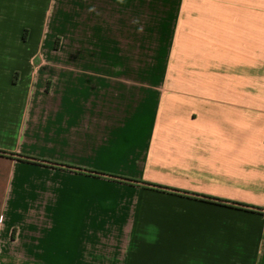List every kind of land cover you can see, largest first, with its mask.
Wrapping results in <instances>:
<instances>
[{"label": "crops", "instance_id": "1", "mask_svg": "<svg viewBox=\"0 0 264 264\" xmlns=\"http://www.w3.org/2000/svg\"><path fill=\"white\" fill-rule=\"evenodd\" d=\"M191 2L0 0V264H264V0Z\"/></svg>", "mask_w": 264, "mask_h": 264}, {"label": "trees", "instance_id": "2", "mask_svg": "<svg viewBox=\"0 0 264 264\" xmlns=\"http://www.w3.org/2000/svg\"><path fill=\"white\" fill-rule=\"evenodd\" d=\"M0 154L11 155V156L14 155L13 153H8V152H6L4 150H0ZM18 157L20 159H25L27 161H34V162H39V163H48L49 162L47 160H41L39 158L31 157V156L18 155ZM53 164H56V163H53ZM69 167H71V166H69ZM90 172H96V171L91 170ZM111 176L114 177V178H117V179L128 180L130 182H137L138 181V180H135V179H132V178H125V177L116 176V175H111ZM148 185L152 186V187H163V186H160V185H157V184H151V183H148ZM202 198L204 200H207V201L216 202V203H220V204L231 205V206H235L237 208L246 209V210L259 209V208H256V207L252 206V205H249V204H245V203H241V202H230V201H227V200H224V199H221V198H216V197H211V196H205L204 195V196H202Z\"/></svg>", "mask_w": 264, "mask_h": 264}, {"label": "rangeland", "instance_id": "3", "mask_svg": "<svg viewBox=\"0 0 264 264\" xmlns=\"http://www.w3.org/2000/svg\"><path fill=\"white\" fill-rule=\"evenodd\" d=\"M193 1H195V2H191V3H189L190 4V6H198L199 5V0H193ZM93 171H97V170H94V169H92ZM16 187L17 188H21L22 187V184H21V182H18V183H16ZM18 194H19V192L18 191H16ZM14 203V202H13ZM12 203V204H13ZM14 205V204H13ZM15 205H18V204H15ZM62 212V211H61ZM53 220H54V223L57 225V226H62L63 228H64V231L65 232H67V233H69V236H71L72 234H73V232L72 231H74V229L72 228V227H70L69 225H67L70 221H71V219L69 218V217H67V216H65V215H63V213L61 214H55L54 216H53ZM23 259H14V260H12V263L13 264H22L23 263Z\"/></svg>", "mask_w": 264, "mask_h": 264}]
</instances>
